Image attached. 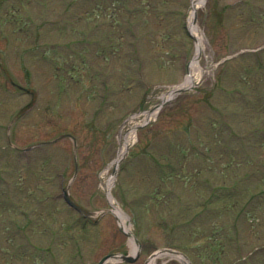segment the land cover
<instances>
[{
  "label": "rangeland",
  "instance_id": "obj_1",
  "mask_svg": "<svg viewBox=\"0 0 264 264\" xmlns=\"http://www.w3.org/2000/svg\"><path fill=\"white\" fill-rule=\"evenodd\" d=\"M192 1L145 2L146 11L160 15L141 29L154 30L141 43L149 79L144 90L155 83L159 86L143 105L159 102V94L167 90L163 84L185 75L183 56L190 61L195 56V40L182 27ZM223 1L234 0H205L198 9L197 23L206 39L197 62L201 75L196 87L166 104L145 127H138L136 139L130 142L125 155L128 168L120 175L123 183L114 181L112 194L127 213L130 229L140 227L141 250L137 261L115 264H145L163 247L186 248L193 253L194 264H264V250L254 249L264 243V195L256 197L264 192V8L262 0H254L222 17ZM123 8L112 0H0L3 66L24 88L37 93L34 106L23 113L31 94L13 85L0 67V264H97L110 252L132 253L129 237L114 214L105 213L98 222L84 226L83 216L65 202L61 187L63 174L67 183L73 177L77 156L78 172L70 192L88 210L111 207L103 185L114 170L122 134L134 123L127 113L140 106L144 91L133 79L138 72L137 63L126 54L131 47L117 49L127 37L121 22L115 23L124 21ZM113 9L114 18L107 20ZM112 29L116 44L107 53L112 57L104 60L105 53L95 55L102 45L91 44V35L105 37L101 42L109 46ZM254 46L261 47L260 55L250 50ZM106 66L114 72L108 80L118 91L104 109L97 69ZM212 104L226 113L222 121ZM251 128L256 133L252 145L244 147L236 134ZM68 133L77 137V147L69 136L28 151L9 144L25 147ZM189 139L201 143L208 157L198 158L189 151L178 174L182 180L174 173L175 181L166 179L172 172L162 170L149 156L166 153L181 162L185 152L181 146L190 150ZM249 151L254 158L247 156ZM129 156L134 160L129 161ZM254 170L255 181L250 178L235 185L237 178ZM187 178H194L195 190L192 180L185 186ZM210 184L233 189L209 204L200 219L196 213L211 193ZM124 185L129 196L120 189ZM132 198L143 209L141 225L134 224L126 209ZM242 206L247 213L237 215ZM191 217L198 222L183 229L162 222ZM233 235L242 243L237 244ZM156 264L184 263L159 254Z\"/></svg>",
  "mask_w": 264,
  "mask_h": 264
},
{
  "label": "bare ground",
  "instance_id": "obj_2",
  "mask_svg": "<svg viewBox=\"0 0 264 264\" xmlns=\"http://www.w3.org/2000/svg\"><path fill=\"white\" fill-rule=\"evenodd\" d=\"M205 0H193L192 1V10L190 12L189 15V27L190 30L192 31V33L195 35L196 37V53H195V57L193 58L192 62L190 63V73L186 76L185 82L183 83V85L189 87L192 85H195L198 80L200 79V75H201V69L200 67H198V56H200V54L204 51L205 49V34L204 31L200 28L199 24L196 23L194 21V16H195V11L196 9L200 8V6L204 3ZM133 134V130L131 131ZM129 135L130 132L129 131H125L122 134V138H123V144H122V148L120 149L119 153H118V159H121L123 157V153L125 152V144L128 143L129 140ZM114 187V179L108 178L105 179L103 188L109 192L113 189ZM109 194V193H108ZM109 200L110 203L113 207H115L116 209V213L120 218L121 224L124 227V230L127 231L128 233H132L131 229L128 225V216L126 213H124V211L120 208H118V206L116 205V202L114 200V197L112 196V194H109ZM129 246L131 247V252H135L136 251V245L133 242L132 237L129 239ZM115 259H110L108 264H110L111 262H114ZM157 258L153 257L151 258L147 264H156Z\"/></svg>",
  "mask_w": 264,
  "mask_h": 264
},
{
  "label": "water",
  "instance_id": "obj_3",
  "mask_svg": "<svg viewBox=\"0 0 264 264\" xmlns=\"http://www.w3.org/2000/svg\"><path fill=\"white\" fill-rule=\"evenodd\" d=\"M65 196H66V198L68 199V201H69L70 203H72L73 205H76L75 202L72 200V198L68 195L67 191H66ZM76 206H77V205H76ZM108 256H109V255L105 256L99 264H102L103 260H104L106 257H108ZM123 258H124L125 260H128V261H134V260H135V258L132 257V256H123Z\"/></svg>",
  "mask_w": 264,
  "mask_h": 264
}]
</instances>
